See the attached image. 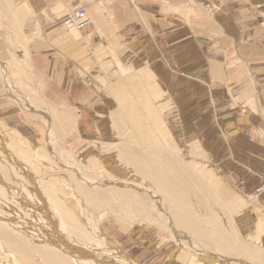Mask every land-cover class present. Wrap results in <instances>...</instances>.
<instances>
[{"label": "crops", "instance_id": "0c3cea01", "mask_svg": "<svg viewBox=\"0 0 264 264\" xmlns=\"http://www.w3.org/2000/svg\"><path fill=\"white\" fill-rule=\"evenodd\" d=\"M80 9L88 23L66 30ZM12 40L46 100L77 110L82 134L111 133L104 120L131 81L166 96L169 125L243 181L254 210L243 231L261 223L264 244V0H0L6 62Z\"/></svg>", "mask_w": 264, "mask_h": 264}, {"label": "bare ground", "instance_id": "6f19581e", "mask_svg": "<svg viewBox=\"0 0 264 264\" xmlns=\"http://www.w3.org/2000/svg\"><path fill=\"white\" fill-rule=\"evenodd\" d=\"M1 68L6 69L0 59V74ZM129 83L120 89L122 97L117 102L122 113L114 116L112 126L115 143L123 146L118 154L124 160L112 169L99 157L102 171L96 173L72 142H62L57 136L60 125L68 122L77 129V110L67 106L69 112L54 116L13 81L6 82L8 98L41 119L47 133L45 145L39 147L20 134L6 141L0 135V264H142L109 246L99 219H94L96 209L113 213L136 238L142 235L157 253L165 255L169 264H261V223L255 235L243 233L242 218L254 211L247 199L240 195L227 200L212 163L186 155L183 150L190 151L189 145L177 143L181 135L167 129L164 118L157 117L150 125L141 123L134 109L146 98L140 85ZM3 99L0 90V103ZM122 121L126 131L119 128ZM116 144L106 148L116 152ZM122 168L131 178L110 174ZM107 172L110 177H105ZM68 196L81 210L85 225L69 208ZM195 198L201 201V212ZM218 203L221 208L215 210ZM166 237L169 243L163 240ZM168 244L172 251L166 254Z\"/></svg>", "mask_w": 264, "mask_h": 264}, {"label": "rangeland", "instance_id": "374dc122", "mask_svg": "<svg viewBox=\"0 0 264 264\" xmlns=\"http://www.w3.org/2000/svg\"><path fill=\"white\" fill-rule=\"evenodd\" d=\"M10 48H11V52L9 56L10 62L8 61L6 62L0 57V59L2 60V64L6 68V69L1 68L2 72L0 74V85L2 86L0 90L2 91V94L4 96V99L2 100L3 102L0 103V135L2 139L6 141L8 137H10L11 135L13 136V134H18V135L20 134L31 145L36 146V147L44 146L46 143V133H47L46 127L44 126V122L41 119L36 120L35 117H33L30 113H27L24 110L23 105L15 103L13 100H10L8 98L6 82L8 80L13 81L15 86H17V88L21 92H23L25 96L39 100V102H41L46 108L52 111L54 116L63 114L64 112L67 113L69 112L70 109H67V106L65 105L54 104L46 100L44 94L42 93L43 88L39 86L38 83L36 82L35 75L29 63L18 59L13 40L10 41ZM15 68L19 70H15ZM121 87L123 88V86ZM117 89L119 93L120 88H117ZM129 89L131 88L129 87ZM142 90L144 92V97L146 99L142 105H139V104L136 105L134 109L135 110L134 115L141 119V123L146 121L148 125L151 124L150 122L152 120L157 119V117L158 119L162 121L165 119L164 126L167 129L173 128L177 130L176 127H172L169 125L171 122H173L174 117L168 111V107H165V106L164 108L161 107L163 103H165L166 105L168 104L167 99H165V101H162L161 98H163V96L160 97V94H158L157 91H154V90L151 91L144 87H142ZM118 97L120 98L122 97V95L118 94L116 96L117 109L115 110V113L110 114L104 120L106 121L105 122L106 124L110 125V128H111L110 134L103 132L104 131L103 129H102V132L99 129L98 134L95 136L93 135V133L82 134L81 131L78 129V126H77V129L74 130L73 125L68 122L67 125H60L62 129H61V132H59L57 135L59 137V140H61L62 142H68V141L72 142L74 147L78 151H81L82 154L85 155L84 163L87 162L88 160V162L91 163V168L93 169V171H96V173L99 171H102L98 168L99 165L97 162V158L99 157H102L103 161L109 164V166H111L112 169L118 168L117 164L122 163V160H124V159H121V154L120 153L118 154V149L122 150L123 146H120L115 143V138H114L115 134H113V130H112L114 118H116L114 116H119V114L122 113L121 108L118 107V102H117L119 99ZM164 97L166 98V96ZM122 109H123V106H122ZM90 120L93 121L95 119H90ZM99 121L101 120L99 119ZM121 123L119 125V128L120 129L123 128L122 131H126L127 130L126 125H125L126 123L123 121ZM101 124L103 123L100 122L99 125ZM177 131H180V130H177ZM176 133L181 135V138L179 136L176 139L177 143H180V144L187 143L186 146L189 145L190 147V151L183 150L185 151L184 153L186 155H191L200 162L208 161L210 164L212 163L210 166L212 167V169L218 176L220 175L219 177L221 181L219 183V188L222 191L223 195L225 194L227 196L225 197L227 200H233L235 197L242 195L243 181H240V179H238V177L234 174L227 175V173L223 171L221 166L214 165L213 160L210 159V157L206 155L205 150L202 149L203 147L199 146L197 143L195 144L191 142L187 138L188 136L187 134L184 135L183 133H181V131L176 132ZM107 139H110V141L107 142ZM111 140L113 142H111ZM108 143L116 144L117 151L116 152L113 151L114 152L113 153L112 150L110 151L109 148H106L109 145ZM196 150H198V152ZM117 154L118 156L119 155L120 156L118 157ZM129 155L127 156L128 157L132 156V155L130 156ZM108 172L104 173L105 177H110L111 175L112 176L118 175L121 178L123 177H126L128 179L131 178L130 172H127V169H123L119 173L117 172V170L111 171L110 173L111 175H108ZM261 191L262 189L258 192H261ZM68 201H70L69 208L70 209L73 208L72 212L74 210V214L75 215L77 214L76 217L79 219V221L82 224L85 225L86 220L81 216V213H80L81 210L75 207L73 200L72 201L69 200V196H68ZM195 201H196L195 206L197 208V211L201 212V210H203V207L201 205L200 199L195 198ZM217 206L218 207L214 206L215 210H219L221 208V204L218 203ZM238 209H239V205H238ZM101 210L102 209H99V210L96 209L93 211L94 219H97V218L99 219V226L102 227L101 230L106 235L109 246H111L114 249L121 250L127 256L141 262L142 264H162L161 263L162 261H163V264H169L167 263V261H165L166 260L164 257L165 255L161 256L159 253H157V250L155 249V247H151L148 244V242L145 241L142 235L141 237L138 236V238H136V234H134V232L131 233L132 229L131 228L128 229L127 226L122 225V222H120L113 213L108 212V211H101ZM247 211H249V209H247L246 212ZM243 233L244 235L248 234L246 233V231H243ZM243 233H241L242 234L241 240L245 242L243 239L244 237ZM156 235H157V238L160 237L159 238L160 240L161 234L157 233ZM163 240L166 243L170 242L169 238L163 239ZM158 246L160 247V243L158 244ZM168 247L169 249L166 252V254L172 251L171 245L168 244ZM226 248L231 251V248L227 246ZM257 255L262 257V255L259 253H257ZM177 264H181V263L178 261ZM222 264H224V262ZM261 264H264V261L262 259H261Z\"/></svg>", "mask_w": 264, "mask_h": 264}, {"label": "built area", "instance_id": "2783aa9c", "mask_svg": "<svg viewBox=\"0 0 264 264\" xmlns=\"http://www.w3.org/2000/svg\"><path fill=\"white\" fill-rule=\"evenodd\" d=\"M86 23H88V20L85 17V11L78 10L65 18L63 26L66 30L73 31L75 28L82 27Z\"/></svg>", "mask_w": 264, "mask_h": 264}]
</instances>
